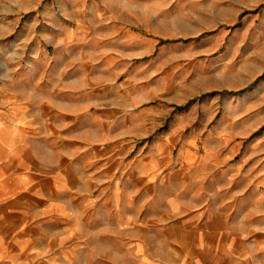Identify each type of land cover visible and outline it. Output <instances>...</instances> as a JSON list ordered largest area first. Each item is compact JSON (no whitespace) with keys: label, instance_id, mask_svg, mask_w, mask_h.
<instances>
[{"label":"rangeland","instance_id":"1","mask_svg":"<svg viewBox=\"0 0 264 264\" xmlns=\"http://www.w3.org/2000/svg\"><path fill=\"white\" fill-rule=\"evenodd\" d=\"M110 97L155 110L135 124L137 153L160 131L173 135L174 156L186 152L146 178L212 177L221 190L232 177L237 206L264 204L255 195L264 191V0H0V114L9 124L21 118L30 132L33 118L53 124L52 108ZM83 195L44 196L48 213L70 204L76 225L46 226L44 250L31 247L23 264H144L118 238L139 223L90 231ZM91 201L108 202L98 192Z\"/></svg>","mask_w":264,"mask_h":264},{"label":"crops","instance_id":"2","mask_svg":"<svg viewBox=\"0 0 264 264\" xmlns=\"http://www.w3.org/2000/svg\"><path fill=\"white\" fill-rule=\"evenodd\" d=\"M57 108L50 112L52 125L33 118L30 132L21 118L9 124L0 114V264H23L31 247L44 250L46 226L76 225L70 204L58 202L48 213L44 196L59 200L81 192L89 193L82 196L88 230L98 222L139 223L127 232L118 228V238L125 248L143 253L144 264H264V204L237 206L242 196L236 197L232 177L221 190L212 177H145L186 159L184 150L176 156L169 150L166 139L173 135L167 131L141 141L137 153L135 124L155 110L142 111L132 100L118 103L116 97L95 108L85 103ZM20 111L15 109L17 116ZM177 183L178 195L151 199L155 189L170 190ZM97 192L108 202L93 203L91 193ZM255 195L259 202L264 191Z\"/></svg>","mask_w":264,"mask_h":264}]
</instances>
